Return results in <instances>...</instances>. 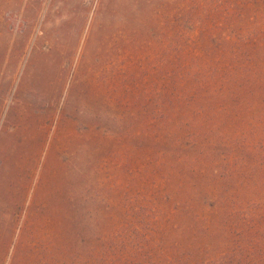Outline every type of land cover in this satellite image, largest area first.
I'll list each match as a JSON object with an SVG mask.
<instances>
[{"label": "trees", "instance_id": "trees-1", "mask_svg": "<svg viewBox=\"0 0 264 264\" xmlns=\"http://www.w3.org/2000/svg\"><path fill=\"white\" fill-rule=\"evenodd\" d=\"M144 2L122 64L92 58L107 86L75 68L51 107L70 141L38 180L66 208L0 194V264H264V0H147L143 28Z\"/></svg>", "mask_w": 264, "mask_h": 264}, {"label": "rangeland", "instance_id": "rangeland-1", "mask_svg": "<svg viewBox=\"0 0 264 264\" xmlns=\"http://www.w3.org/2000/svg\"><path fill=\"white\" fill-rule=\"evenodd\" d=\"M140 3L141 0H0L2 196L11 191V182L23 178L21 184L29 190V199L37 193L38 206L66 208L56 202L54 173H43L41 182L38 180L48 149L52 145L66 146L70 141V123L62 121V114L53 113L51 107L59 105V110L65 108V114L70 116V84L75 68H87L81 76L83 81L90 78L98 84L103 82L101 69L94 71L95 66L91 65L93 57L103 59L110 55L108 66L122 64L121 50L138 28L134 26ZM144 9L143 28L151 15L147 0ZM130 63L131 59L127 64ZM107 79L108 75L101 86H107ZM0 213H5L1 205ZM9 213L6 211L5 216ZM52 221L46 222V235L42 237L57 232ZM6 223L1 220L0 234ZM3 241L0 237V250Z\"/></svg>", "mask_w": 264, "mask_h": 264}]
</instances>
